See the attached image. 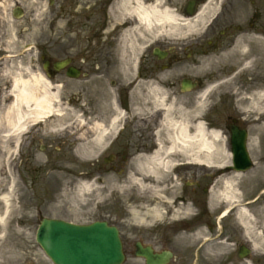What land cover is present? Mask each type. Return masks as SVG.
I'll use <instances>...</instances> for the list:
<instances>
[{
	"label": "flooded vegetation",
	"instance_id": "af4514ba",
	"mask_svg": "<svg viewBox=\"0 0 264 264\" xmlns=\"http://www.w3.org/2000/svg\"><path fill=\"white\" fill-rule=\"evenodd\" d=\"M141 1L146 6L154 2ZM213 3L220 8L222 21L220 19L207 24L201 37L194 38L191 46L172 48L164 42L154 46L146 43L149 39L145 28L136 16L120 10L118 0H94L90 16L93 32L87 35V41H92L93 48L84 52L77 65L79 79L69 77V68L75 65L72 58L66 70L56 72L48 67L42 73L52 83L60 82V78H63L67 90L73 89L76 83L78 95L68 100L69 104L77 106L83 124L87 125L82 135H87L89 139L95 138L91 125H99L104 129L105 144L97 154H151L155 151L162 114L151 112L154 104L151 94L159 91L171 95L178 107L183 104L184 108H192L194 95L208 87L212 112L209 124L216 123L213 118L218 117L215 111L220 106L222 132L227 143H230L233 130L252 132L258 127L262 121V111L250 110L245 97L255 98L259 103L260 96L264 94V57L256 54L251 44L248 45L247 56L241 55L239 46L246 36H255L259 42L264 41V0H215ZM246 11L254 15L247 27L223 21L225 16ZM133 43L142 48L137 56L133 55ZM156 49L160 54L155 53ZM5 52L0 48V70L5 66ZM38 54V64H32V68L40 71L43 64L49 61V55L43 49ZM200 59L211 63L210 72L205 78H188L186 72L196 68ZM186 79L195 82L197 89L184 91L182 82ZM4 88L9 89L10 84ZM4 88L0 85V93ZM141 101L152 116L149 114L146 118H135V111ZM118 113L123 118L122 126L114 130L112 123ZM117 132L118 135H115ZM53 145L65 153L73 150L70 143L45 138L38 123H29L20 141H7L6 166L2 171L5 181L0 192L11 191V203H21L22 206H11L10 209H20L30 213L31 217L15 221L14 216H11L10 220L2 221L0 215V264H46L35 256V249L30 251L29 245L35 248L38 217L47 216L49 211V179L43 176L49 173V147ZM178 173L189 178L188 175L196 173V168H183ZM192 184L193 196L199 197L202 205V210L194 218L195 222H199L208 215L211 187L198 181ZM214 218H217V213ZM201 228L193 227L196 234L204 231ZM209 228L214 229L213 226ZM22 231L26 232L25 236L21 234ZM124 232L128 234L127 230ZM145 235V243L153 244L155 252L167 250L162 240L155 239L153 232H146ZM203 241L201 249L204 248ZM126 247L130 250L133 248L128 241ZM197 250L200 247H195L194 252ZM173 255L174 261L170 264H188L189 258L185 252H173Z\"/></svg>",
	"mask_w": 264,
	"mask_h": 264
},
{
	"label": "rangeland",
	"instance_id": "374dc122",
	"mask_svg": "<svg viewBox=\"0 0 264 264\" xmlns=\"http://www.w3.org/2000/svg\"><path fill=\"white\" fill-rule=\"evenodd\" d=\"M53 2L54 4L51 5ZM18 3L24 5L27 12L22 19L14 20L10 12L13 5ZM84 4H82V0H0V47L3 46L15 50L17 48L20 49L22 45H32L35 47L38 44L37 47H39L42 44L45 50L49 49V56L54 60H60L66 55H72L76 57L77 61L78 56L82 54V51L88 45L87 40L80 36L82 30L84 29L85 33L87 28L85 24L84 27L82 23L70 22V20H73L71 15L74 14L78 21V16L88 12L91 6H93V0H89ZM51 10L54 13H51ZM241 17L246 19L249 16L243 15ZM54 18H56V21ZM192 22L194 23L193 20H191ZM18 31L22 33L20 37L16 34ZM178 32L179 35L173 33L176 36H170L171 42H178L176 39L182 38L180 33H189L191 32V28L183 27ZM37 47L27 51L24 56L18 59L7 60L2 73L4 82L15 74H22L23 76L25 73L26 75L32 73L36 75V71L38 70L30 66V61L36 59ZM259 47L261 52H263L264 46L260 45ZM28 69L30 70L29 74L24 71ZM199 70L203 71L204 68H200ZM52 87H54L51 89L52 92H59L62 97L68 95L60 86L53 85ZM62 101L64 102V99ZM62 101L58 99L55 104V112L59 115L54 113L53 117L49 118V128L53 131L50 134L53 137H68L70 141H73L74 137L78 136L79 129L81 132L84 126H81L79 111L74 106H67L65 103L62 104ZM142 102L136 110V117L139 119L147 116ZM210 102L209 99L207 100V98H201V95H197L196 107L190 112L189 110L182 109L181 113L179 112V115H181L179 119L188 121L190 119H197L199 122L206 121L210 111ZM154 107L155 109L153 111H157L156 108L159 109V104H153L152 108ZM3 108H6V106ZM121 126L122 123L120 124ZM4 127H6V124L3 123ZM2 132L0 131V134ZM254 136L256 143L251 146L252 154H250L254 162L253 168L257 167L258 163L264 165V128L259 127L256 129ZM5 141L7 143V141L11 142L14 140H9L4 137L0 138V172H2L6 161L7 146H5ZM125 142H128V140ZM95 144L96 141L91 145ZM144 144L146 143L144 142ZM220 145L223 150L222 154L225 155L224 158L231 155L232 163V154L225 147L223 137L220 140ZM79 147L81 145L78 146V149L76 147L73 152L68 154H49V160H52V162L49 163V173L44 174V176L49 178V211L47 212L49 218L64 219L75 224H90L95 221L105 220L110 224H119L122 229L129 232V237L135 238L138 235V239H142L141 237L143 236L141 235L145 231L157 230L155 235L156 239L163 240L165 247H169L178 253L185 252L189 258L188 264H264L263 252H253L251 260L240 261L235 258V247L243 243L248 246L250 244L246 243L247 239L244 236V229L236 215H233L232 212L230 215L224 216L228 211V207L221 211L223 206H225L223 202H218L212 207L209 204L207 217L203 216L193 226L202 227L201 229L204 230L200 232V239L195 237L196 233L193 227L190 230L192 223L189 220L192 219L201 207L196 201L197 199L199 200V197L196 195L193 196V189L190 188V184L188 185V192L185 191L186 196L184 195L182 191L184 182L196 179V181L206 184L211 180L212 184L215 185L218 178H220V174L216 176V170L214 168L195 164L192 160L184 156L177 158L178 164H191V166L199 169L194 176L195 178H186L183 181L184 178H175L171 174L163 181L167 182L164 185L166 186L165 190L163 192L159 188L156 190L160 191V194H163L166 199H170L173 210L177 211L186 206H190L191 213H181L177 220L174 219L171 208H167L166 206L165 208L167 209L164 211L165 220L157 221L152 215L147 214V210L154 206L155 190L141 191L129 181L130 176L137 171L136 162H143L148 154H123L127 157L126 163L124 164L122 158H119L114 165L116 170L112 171V167L107 166L103 161L104 157L109 154H97L96 151L95 154L93 151L89 152V149L81 151ZM45 160L46 157L44 158ZM253 168L247 173H250ZM4 181V176L1 174L0 188ZM84 183L94 184L93 191L81 192L80 189ZM240 187L242 194L241 203L243 204L261 197V192L264 188L258 181L246 180L242 182ZM177 195L183 196L187 203H183L180 200L177 202L175 198H179ZM13 205L18 208L21 207L16 202ZM253 207L250 210H255L254 212L257 218L256 228L262 229L264 227V212L261 209L264 208V194L260 198L257 207L255 209ZM133 211L140 213L138 215H141L145 220L140 221L137 218L135 219ZM2 212V204L0 201V215H2ZM13 212L12 216L16 220L20 215L21 217H30L29 213L20 209ZM216 213L219 214L217 219L214 218V214ZM210 225L214 226V229H210ZM25 233L24 231L21 232L24 236ZM22 235L21 238H24ZM205 236L209 239L206 246L201 249V240ZM31 243H33L32 240ZM195 247H200V250L196 251L199 254L197 255L198 257L194 255ZM29 249L31 252L35 249V256L42 259L43 262L45 261L44 256H42V253L36 245L35 248L29 245ZM125 264H142V261L136 260L133 255H130L127 256V262Z\"/></svg>",
	"mask_w": 264,
	"mask_h": 264
},
{
	"label": "bare ground",
	"instance_id": "6f19581e",
	"mask_svg": "<svg viewBox=\"0 0 264 264\" xmlns=\"http://www.w3.org/2000/svg\"><path fill=\"white\" fill-rule=\"evenodd\" d=\"M161 3L162 0H156L154 5L145 6L141 0H120L124 10L138 16L147 26L151 35L158 37L173 33L177 35L179 33L177 31L183 27H194L190 19L180 17L169 7L165 6V9H161ZM128 4H134L135 7H129ZM210 4L205 6L195 17V22H202L206 19V13L211 11ZM132 48L134 53L141 50L135 43H133ZM24 71L30 73L29 69ZM10 81L12 87L9 96L12 101L4 112V119L0 120V125L6 124V127L1 128L0 131L8 132L11 134L10 136L15 135L14 139H17L16 137L26 130L27 121H41L44 118H49L50 115H54V113L59 115L55 112L58 96L51 91L49 81L44 79L42 75H33L32 73L26 75L25 73L22 76V74H15ZM205 94L203 93L202 97ZM159 95V106L163 113L161 126L164 138L159 139L155 153L147 155L143 162H136L137 171L129 179L130 183L141 191L155 190L156 203L153 208L147 210V214L152 215L157 221H164V211L167 208H171L174 219H177L181 213H191L190 206L177 211L173 210L172 202L153 187L156 183H158L156 185H163L164 179L172 174L174 167L178 164L177 158L184 156L195 164L214 168L216 172H223L212 189L211 206L223 202L229 207H234L235 215L244 229V236L251 242L253 251L264 253V227L262 229L256 228L255 210H250L253 206L254 209L257 207L264 192L261 197L248 204L241 203L242 194L240 192V186L245 180L258 181L260 184H264V165L258 163L251 173L246 174L231 171V155L224 158L225 155L222 154L221 133L207 130L205 124L198 122L197 119L194 122L184 119L175 120L172 118L175 113L174 107L165 105L164 92L159 91ZM252 101L254 104L255 100ZM113 126H117L116 121ZM47 127L49 128V124ZM261 127L264 128V121L261 123ZM103 132L104 130L101 129L96 141L102 142ZM255 142L253 140L251 143ZM86 149H88V144L83 141L79 150L85 151ZM93 189L94 184L84 183L80 191L85 193L93 191ZM0 201L3 205L4 215L8 217L11 211V191L0 194ZM166 206L167 208H165ZM261 211L264 212V208ZM133 212L135 219L145 220L141 215H138L140 213ZM5 217H2V220H5Z\"/></svg>",
	"mask_w": 264,
	"mask_h": 264
},
{
	"label": "water",
	"instance_id": "95a60500",
	"mask_svg": "<svg viewBox=\"0 0 264 264\" xmlns=\"http://www.w3.org/2000/svg\"><path fill=\"white\" fill-rule=\"evenodd\" d=\"M55 67L60 69L62 64ZM234 153L237 169L250 167L243 141L235 142ZM37 240L54 264H122L124 261L119 233L106 223L80 226L44 220ZM139 255L146 254L141 250Z\"/></svg>",
	"mask_w": 264,
	"mask_h": 264
}]
</instances>
